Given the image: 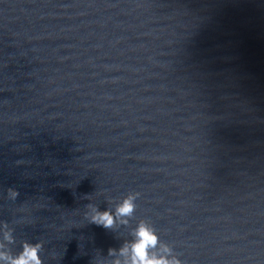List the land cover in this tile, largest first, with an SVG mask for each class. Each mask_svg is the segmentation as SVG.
Here are the masks:
<instances>
[{
    "label": "water",
    "instance_id": "95a60500",
    "mask_svg": "<svg viewBox=\"0 0 264 264\" xmlns=\"http://www.w3.org/2000/svg\"><path fill=\"white\" fill-rule=\"evenodd\" d=\"M142 224L264 264V0H0V264H132Z\"/></svg>",
    "mask_w": 264,
    "mask_h": 264
},
{
    "label": "clouds",
    "instance_id": "9594fccd",
    "mask_svg": "<svg viewBox=\"0 0 264 264\" xmlns=\"http://www.w3.org/2000/svg\"><path fill=\"white\" fill-rule=\"evenodd\" d=\"M12 195L14 196L15 193H12ZM133 208L134 205L132 203V198L130 197L124 201L121 207L118 208L117 214L130 215L133 211ZM92 221L98 225H103L106 228L113 225V217L107 212L93 216ZM137 236L138 241L132 246V264H171V262L163 258H148V253L146 250L149 247H154L157 243V238L152 234L151 230L147 229L142 224L137 232ZM37 248H29L28 246H26L24 255H22L18 260L13 261L12 264H29L30 261L34 262V264H41L40 260L37 257ZM126 252V248L122 250V254ZM25 256L27 257V259L24 258Z\"/></svg>",
    "mask_w": 264,
    "mask_h": 264
}]
</instances>
